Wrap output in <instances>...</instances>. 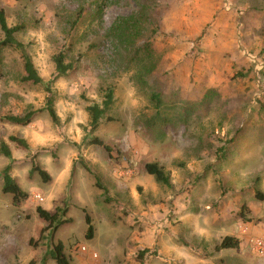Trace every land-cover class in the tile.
<instances>
[{"label": "rangeland", "instance_id": "374dc122", "mask_svg": "<svg viewBox=\"0 0 264 264\" xmlns=\"http://www.w3.org/2000/svg\"><path fill=\"white\" fill-rule=\"evenodd\" d=\"M1 9L23 27L15 40L42 82L24 80L19 50L1 49L0 146L11 156L0 151V264H41L59 241L72 264H264L255 198L264 192V0H0ZM61 53L76 69L59 77ZM109 90L95 128L87 108ZM29 112L26 126L7 120ZM7 166L29 193L18 206L3 192ZM38 206L66 210L70 223L53 233ZM225 236L240 247L216 251Z\"/></svg>", "mask_w": 264, "mask_h": 264}, {"label": "trees", "instance_id": "16d2710c", "mask_svg": "<svg viewBox=\"0 0 264 264\" xmlns=\"http://www.w3.org/2000/svg\"><path fill=\"white\" fill-rule=\"evenodd\" d=\"M0 28L2 32L4 33V39L0 42V51L2 48L6 47H13L20 51L21 57L24 61V69L26 76L24 78L25 81L32 82L34 84H39L42 82V78L39 76L34 63L32 61L31 56L26 51V46L22 43H19L15 40V34L20 32L23 27L22 26H13L10 27L6 21L5 17V11L3 9L0 10ZM150 51V50H149ZM55 63H56V70L58 73V76H64L70 71L75 70V66L73 63H66L65 57L61 53L58 56L55 57ZM248 71V70H247ZM113 103V91L109 90V92L106 94V100L103 102V105H93L87 108L89 115L91 117V123L92 126L97 128L99 121L104 117L106 114V111L110 108L111 104ZM50 117L54 122L58 121V116L56 114V111L54 109V99L49 98L47 103V108ZM35 113L29 112L25 116H9L7 120L13 124L26 126L30 124L33 120ZM111 119V118H109ZM10 141L15 142L17 145L22 147H27V143L22 138L12 136L10 137ZM90 145H98L104 147L107 151H110V146L106 145L101 139L97 137H93L89 141ZM0 151L3 155L6 157L11 156V150L7 146L6 143H2L0 146ZM33 171L37 172L42 180L44 182H48L50 177L37 165L33 166ZM145 170L148 174L153 175L158 182L169 184V177L164 171V169L159 166L157 163H147L145 165ZM4 186H3V192L7 194L12 195V200L14 205H20L22 202H25L29 199V193L24 191L19 184L12 178L10 174V166H7L4 169ZM255 198L264 203V192L260 190L255 191ZM38 216L43 219L44 221L49 223V228L52 227V232L54 233L60 226L70 223V219H67L65 217L66 210H63L61 214H59V210L51 214L47 210L43 209L42 207L38 206L37 209ZM240 216L243 219L244 222H248L251 220V218L248 216V208L246 205L242 206ZM86 222L88 224V229L86 232V237L88 239H93L94 237V226L92 224V221L90 219V216H86ZM241 240L234 236H225L221 242L216 246V251H221L223 249H238L240 247ZM146 251H142L139 254V257L144 256ZM53 259L57 264H72L69 256L65 252V245L63 242L59 241L51 250H49L41 264H45L47 259ZM29 264H36L35 261H31Z\"/></svg>", "mask_w": 264, "mask_h": 264}, {"label": "built area", "instance_id": "2783aa9c", "mask_svg": "<svg viewBox=\"0 0 264 264\" xmlns=\"http://www.w3.org/2000/svg\"><path fill=\"white\" fill-rule=\"evenodd\" d=\"M259 243H262V242H259ZM258 245H260V244H258ZM83 250L85 251L86 248L84 247ZM93 256H94L95 258H97V257H98V254H97V253H93Z\"/></svg>", "mask_w": 264, "mask_h": 264}]
</instances>
